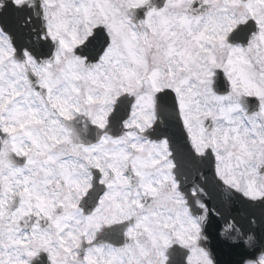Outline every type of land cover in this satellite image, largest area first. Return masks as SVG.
Masks as SVG:
<instances>
[{
    "label": "snow or ice",
    "instance_id": "1",
    "mask_svg": "<svg viewBox=\"0 0 264 264\" xmlns=\"http://www.w3.org/2000/svg\"><path fill=\"white\" fill-rule=\"evenodd\" d=\"M217 192L264 264V0H0V264H217Z\"/></svg>",
    "mask_w": 264,
    "mask_h": 264
},
{
    "label": "water",
    "instance_id": "2",
    "mask_svg": "<svg viewBox=\"0 0 264 264\" xmlns=\"http://www.w3.org/2000/svg\"><path fill=\"white\" fill-rule=\"evenodd\" d=\"M217 197L219 196L218 193L214 194ZM207 203H209L208 201H206ZM239 206H238V205ZM231 210H232V221H238V222H244L249 215V211L247 210L246 207L244 205H242L241 203L237 202V201H233V205L231 206ZM259 214H257L258 217Z\"/></svg>",
    "mask_w": 264,
    "mask_h": 264
}]
</instances>
